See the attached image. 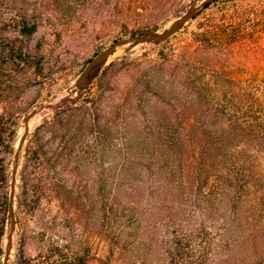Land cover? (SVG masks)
I'll return each mask as SVG.
<instances>
[{"label": "rangeland", "instance_id": "rangeland-1", "mask_svg": "<svg viewBox=\"0 0 264 264\" xmlns=\"http://www.w3.org/2000/svg\"><path fill=\"white\" fill-rule=\"evenodd\" d=\"M192 1L0 0V136L14 143L12 154L6 144L0 146V159L10 167L8 192L13 197L4 237L6 253L13 231L10 264H264V0H204L197 18L166 41L133 43L98 66L77 103L59 106L33 124L12 195L15 155L26 116L62 97L77 98L78 79L96 55L123 38L169 31ZM206 24L220 30L225 26L229 38L222 41L219 31L214 32L209 47L217 67L215 72H203L212 96L204 97L207 109L198 110L197 117L202 123L208 113L210 130L220 135L218 129L226 123V133L233 135L226 150L211 154L219 161L224 160L222 153L227 163L237 161L223 179L235 177L233 205H241L246 216L238 229L231 228L224 236L213 216L218 211L203 212L211 229L208 237L199 234L202 212L197 205L174 206L158 194L154 202L145 195L137 206L132 197V158L145 138L132 141V97L165 100L153 88L142 97L132 92V86L145 67L162 65L171 74L186 43ZM93 99H98L103 119L118 127L114 140L104 152L87 140L72 146L73 155L44 172L36 191L28 152L51 155L63 147L60 137L51 138L46 121ZM137 102L135 116L142 111ZM157 113V122H144L149 135L162 130L154 142L166 146L183 137L184 125L174 114L165 109ZM105 181L108 188L103 190ZM4 216L0 197V225ZM222 225L220 229L227 230Z\"/></svg>", "mask_w": 264, "mask_h": 264}, {"label": "trees", "instance_id": "trees-1", "mask_svg": "<svg viewBox=\"0 0 264 264\" xmlns=\"http://www.w3.org/2000/svg\"><path fill=\"white\" fill-rule=\"evenodd\" d=\"M209 7L208 3L206 8ZM215 31H219L218 36L222 41L229 38L225 26H222L220 30L215 29L212 24H206L195 33L192 41L186 43V51L180 61L172 66L171 74L167 75L162 65L145 67L132 86V92L137 91L142 97L150 88H153L157 94L161 92L165 96V100L153 98L147 102L138 101V97L136 100L132 97V141L139 142L145 136L144 141L140 140L139 152L132 158L133 203L137 206L141 205L145 195H148L149 201L154 202L158 199V194H161L165 201L171 202L174 206L179 202L197 205L202 212L199 234L207 237L211 234V229H208L204 223L203 212L205 211H218V214L213 216L216 223H221L216 228H219L218 230L224 236L231 228L238 229L239 225L246 220V216L242 214L241 205H233L235 202L233 193L236 191L235 177L230 176V181H225V177L223 179L224 173L231 170L237 161L227 163L226 155L223 153L224 160L219 161L217 156L211 154L212 151L226 150L233 135L230 137L229 133H226L228 126L225 127L226 123L219 127L218 132L222 133L220 135L215 134V130H210L211 115L208 113L206 121L202 123L197 117L198 110H202L201 113H203L207 109L204 97L212 96L207 91L203 72H215L217 67L211 60L212 49L209 47ZM202 55H206L207 58L200 59ZM97 100H84L80 105L67 108L52 120L46 121L45 125L52 131L51 138L60 137L63 147L59 152L54 150L51 155L45 152L40 153V151L28 152V165L34 170L31 180L36 191L44 182V172H50L51 169H56L60 162L68 160L70 155H73V147L77 144L87 140L93 147L104 152L107 145L112 143L118 127L114 121L103 119ZM135 101H138V108L142 110L137 116L133 115ZM164 109L174 114L175 119L184 125L180 131L184 138H179L174 144L166 146L153 141L162 132L160 128L149 135L148 128L144 126V122L149 119L157 122L159 119L157 112ZM90 136L92 137L89 139ZM150 138L152 139L149 141ZM6 140L1 135L0 146L6 144L7 153L12 154L13 140L9 142ZM143 151H145L144 154H142ZM126 165L127 163H124L123 166L126 167ZM9 168L6 159H0V197L3 199L5 211L0 225V264H4L6 214L9 212L10 203ZM107 186L108 183L105 181L101 187L105 190ZM142 215L143 213L139 214L138 219ZM253 219V217L250 218V221ZM238 220H241L240 224L235 223ZM222 224L227 226V230L220 229L219 226H223ZM253 232L255 230H251L249 234ZM218 239L221 240L220 237ZM178 246L180 247V243Z\"/></svg>", "mask_w": 264, "mask_h": 264}, {"label": "water", "instance_id": "water-1", "mask_svg": "<svg viewBox=\"0 0 264 264\" xmlns=\"http://www.w3.org/2000/svg\"><path fill=\"white\" fill-rule=\"evenodd\" d=\"M199 0H193L189 6V10L187 13L183 16H181L179 19L176 20L174 26L169 30L164 33H158L155 35H147L148 33L151 32H146V33H141L139 35H133L127 38H123L120 40H117L114 42L112 45H110L108 48H106L104 51L96 55L87 65L86 69L84 72L81 74V76L78 79V88H79V96L77 98H73L71 95L62 98L58 103L53 104H46L42 105L39 108H36L32 110L25 118V132L23 133L18 150L15 155V166H14V171L12 173V184H11V190H12V195L14 194L15 188H16V178L18 174V168H19V159H20V153L23 150L24 144L28 138L30 128L28 127L30 119L33 117L37 116L38 114L42 113L45 110L48 109H56L59 106L65 105L68 102L72 101L73 103H77L80 98L82 97L85 88L89 86L90 82L96 77L97 72L95 69L104 64L105 62L108 61V59L116 52L117 48L122 45L130 44V43H136V44H144V43H154L158 44L161 42L166 41L173 35H175L177 32L181 30V28L191 20H193L196 16V12L198 11L199 7L197 3ZM145 35V36H141ZM13 205V197L10 198V203H9V211L11 212V208ZM12 237H13V231H11L10 236L8 238L9 240V249L4 255V264H10L9 259H10V254H11V249H12Z\"/></svg>", "mask_w": 264, "mask_h": 264}, {"label": "bare ground", "instance_id": "bare-ground-1", "mask_svg": "<svg viewBox=\"0 0 264 264\" xmlns=\"http://www.w3.org/2000/svg\"><path fill=\"white\" fill-rule=\"evenodd\" d=\"M204 1V0H199V2L197 3V5H200L201 2ZM161 31H156V32H151V33H148L147 35H155V34H158L160 33ZM141 36H145V35H141ZM131 45H133V43H130V44H126V45H122V46H119L116 50V52L111 56V57H114V56H118L119 54L123 53L124 51H126L128 49V47H130ZM110 57V58H111ZM109 60V59H108ZM63 98V97H62ZM59 101L56 100L53 102V104H56L58 103ZM53 109H48V110H45L43 111L42 113L38 114L37 116L33 117L32 119H30L29 121V125L28 127L31 129V127L33 126V124H35L39 119H41L44 115H46L47 113H50L52 112ZM25 126L24 125V128H23V132H25ZM20 156H21V153H20Z\"/></svg>", "mask_w": 264, "mask_h": 264}]
</instances>
